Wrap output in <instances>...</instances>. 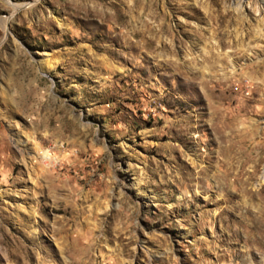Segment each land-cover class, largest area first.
I'll return each instance as SVG.
<instances>
[{
    "label": "rangeland",
    "instance_id": "374dc122",
    "mask_svg": "<svg viewBox=\"0 0 264 264\" xmlns=\"http://www.w3.org/2000/svg\"><path fill=\"white\" fill-rule=\"evenodd\" d=\"M0 264H264V0H0Z\"/></svg>",
    "mask_w": 264,
    "mask_h": 264
}]
</instances>
